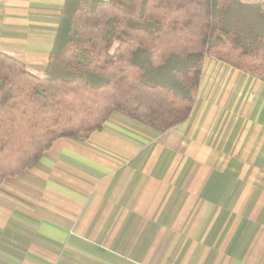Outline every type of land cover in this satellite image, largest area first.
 <instances>
[{
  "label": "crops",
  "instance_id": "obj_1",
  "mask_svg": "<svg viewBox=\"0 0 264 264\" xmlns=\"http://www.w3.org/2000/svg\"><path fill=\"white\" fill-rule=\"evenodd\" d=\"M65 3L0 0V52L44 76ZM0 264H264V81L207 57L184 123L57 140L0 187Z\"/></svg>",
  "mask_w": 264,
  "mask_h": 264
},
{
  "label": "trees",
  "instance_id": "obj_2",
  "mask_svg": "<svg viewBox=\"0 0 264 264\" xmlns=\"http://www.w3.org/2000/svg\"><path fill=\"white\" fill-rule=\"evenodd\" d=\"M207 57L264 81V6L66 0L44 76L0 52V186L57 140H88L114 112L161 132L184 123Z\"/></svg>",
  "mask_w": 264,
  "mask_h": 264
},
{
  "label": "rangeland",
  "instance_id": "obj_3",
  "mask_svg": "<svg viewBox=\"0 0 264 264\" xmlns=\"http://www.w3.org/2000/svg\"><path fill=\"white\" fill-rule=\"evenodd\" d=\"M1 187V186H0Z\"/></svg>",
  "mask_w": 264,
  "mask_h": 264
}]
</instances>
